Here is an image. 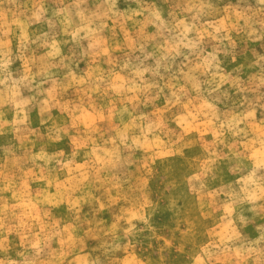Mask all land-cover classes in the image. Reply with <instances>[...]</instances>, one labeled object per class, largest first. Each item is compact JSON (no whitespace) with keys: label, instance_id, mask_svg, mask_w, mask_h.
I'll use <instances>...</instances> for the list:
<instances>
[{"label":"rangeland","instance_id":"rangeland-1","mask_svg":"<svg viewBox=\"0 0 264 264\" xmlns=\"http://www.w3.org/2000/svg\"><path fill=\"white\" fill-rule=\"evenodd\" d=\"M0 264H264V0H0Z\"/></svg>","mask_w":264,"mask_h":264}]
</instances>
